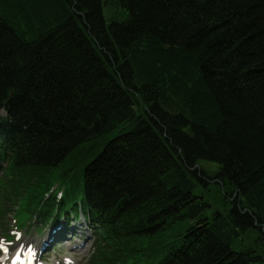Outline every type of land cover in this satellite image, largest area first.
Here are the masks:
<instances>
[{"label": "trees", "instance_id": "1", "mask_svg": "<svg viewBox=\"0 0 264 264\" xmlns=\"http://www.w3.org/2000/svg\"><path fill=\"white\" fill-rule=\"evenodd\" d=\"M0 171L86 264H264V0H0Z\"/></svg>", "mask_w": 264, "mask_h": 264}, {"label": "rangeland", "instance_id": "2", "mask_svg": "<svg viewBox=\"0 0 264 264\" xmlns=\"http://www.w3.org/2000/svg\"><path fill=\"white\" fill-rule=\"evenodd\" d=\"M103 14L106 19H111L117 15V12L113 9L104 8ZM202 166L209 169L211 171L210 175H213V171L216 168L215 165L204 162ZM4 177L5 174L0 171V217L4 213V202L2 201L5 192ZM17 185L18 183H15V187ZM197 192L202 193L206 201L210 204V208L206 211L207 216L214 211L226 212L230 206L229 201L231 198L228 196L230 189L225 185L217 183V180H211L206 188ZM14 203V201H8L6 202V207L8 209L13 208ZM15 209L12 210L13 213L10 211L8 215L0 220V246L6 244L13 247L20 243H26V245L32 244L37 252L38 258H35L37 264H43L41 262L38 263L40 260L44 264H86V260L92 253L96 242L92 237L93 234L90 226L83 220L74 221L71 217H68L67 222L61 220L56 225L46 223V225L42 226L35 223L34 216H29L26 211L17 212ZM22 223L25 224V228L19 226ZM79 228L82 229V232H79ZM62 235H64V238L68 236V239H61ZM48 236H52L51 244H48V242H51ZM252 239L253 235H250L249 238L245 236L241 241L233 243L232 248L237 250L242 246L249 247ZM64 241L70 242L64 243ZM79 242H81V248L73 249L65 247L67 245L78 246Z\"/></svg>", "mask_w": 264, "mask_h": 264}, {"label": "bare ground", "instance_id": "3", "mask_svg": "<svg viewBox=\"0 0 264 264\" xmlns=\"http://www.w3.org/2000/svg\"><path fill=\"white\" fill-rule=\"evenodd\" d=\"M82 220V219H81ZM84 221V220H83ZM88 225V224H87ZM89 226V225H88ZM79 232H82V229L81 228H79ZM48 238H49V241H51V242H48V244L50 243H52V236H48ZM61 239H68V236H65V238H64V235H62L61 236ZM66 242H70V241H64V243H66ZM80 243L81 242H79V244H78V246H73V245H67V246H65L66 248L67 247H69V248H73V249H78V248H81V246H80ZM26 246V245H25ZM24 246V247H25ZM20 246L19 245H16L15 246V249H17V248H19ZM41 262V261H40ZM42 263V262H41ZM0 264H5V261H3V258H0ZM64 264H68V263H64Z\"/></svg>", "mask_w": 264, "mask_h": 264}]
</instances>
